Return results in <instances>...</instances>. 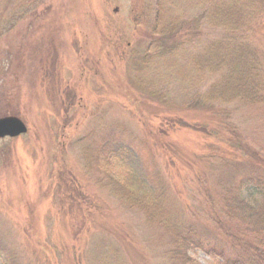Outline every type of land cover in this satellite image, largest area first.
<instances>
[{
  "label": "rangeland",
  "instance_id": "374dc122",
  "mask_svg": "<svg viewBox=\"0 0 264 264\" xmlns=\"http://www.w3.org/2000/svg\"><path fill=\"white\" fill-rule=\"evenodd\" d=\"M205 11L204 0H0V117L27 126L0 141V264H175L188 224L217 253L236 249L206 193L246 173L244 139L264 152V106L205 100L214 79L195 61L222 38ZM250 30L264 55V17Z\"/></svg>",
  "mask_w": 264,
  "mask_h": 264
},
{
  "label": "trees",
  "instance_id": "16d2710c",
  "mask_svg": "<svg viewBox=\"0 0 264 264\" xmlns=\"http://www.w3.org/2000/svg\"><path fill=\"white\" fill-rule=\"evenodd\" d=\"M204 3V20L212 29L220 31L222 37L210 42L209 53L195 61V65L214 79L205 100H210L211 104L239 102L264 106V55L248 40L252 32L250 23L259 16L264 17V0H204ZM172 127L173 124L166 131L169 133ZM183 127L202 135L209 134L206 124L186 122L178 126ZM164 132L162 129L158 135H166ZM250 140L244 139L240 145L246 159L237 163L245 166L246 173L239 170L242 176L236 187H225L216 195L204 191L206 200L215 207L211 219L222 233L219 236L222 235L224 242L234 241L236 249L230 244L228 252L234 256L217 253L196 227L188 224L174 236L168 254L171 262L199 264L188 253L201 249L213 264H264V152L252 148Z\"/></svg>",
  "mask_w": 264,
  "mask_h": 264
},
{
  "label": "water",
  "instance_id": "95a60500",
  "mask_svg": "<svg viewBox=\"0 0 264 264\" xmlns=\"http://www.w3.org/2000/svg\"><path fill=\"white\" fill-rule=\"evenodd\" d=\"M27 132V126L17 117L0 118V139L18 137Z\"/></svg>",
  "mask_w": 264,
  "mask_h": 264
},
{
  "label": "bare ground",
  "instance_id": "6f19581e",
  "mask_svg": "<svg viewBox=\"0 0 264 264\" xmlns=\"http://www.w3.org/2000/svg\"><path fill=\"white\" fill-rule=\"evenodd\" d=\"M195 126V124L192 126V129H194L193 127Z\"/></svg>",
  "mask_w": 264,
  "mask_h": 264
}]
</instances>
